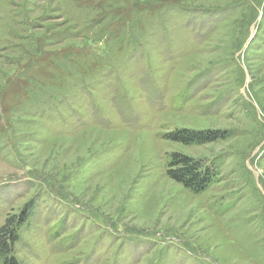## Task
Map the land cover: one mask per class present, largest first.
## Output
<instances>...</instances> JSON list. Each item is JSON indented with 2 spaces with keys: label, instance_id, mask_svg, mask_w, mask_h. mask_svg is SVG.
<instances>
[{
  "label": "rangeland",
  "instance_id": "obj_1",
  "mask_svg": "<svg viewBox=\"0 0 264 264\" xmlns=\"http://www.w3.org/2000/svg\"><path fill=\"white\" fill-rule=\"evenodd\" d=\"M23 214L22 264H264V0H0V228Z\"/></svg>",
  "mask_w": 264,
  "mask_h": 264
},
{
  "label": "trees",
  "instance_id": "obj_2",
  "mask_svg": "<svg viewBox=\"0 0 264 264\" xmlns=\"http://www.w3.org/2000/svg\"><path fill=\"white\" fill-rule=\"evenodd\" d=\"M203 14H208L200 10ZM226 17V16H225ZM225 19V18H224ZM218 22V21H217ZM215 22V24L217 23ZM209 26L206 27V30ZM210 28L205 35L210 33ZM19 39V33H14ZM24 39V38H21ZM20 48V46H16ZM211 130H192L179 128L164 134V138L183 144H199L214 140ZM212 169L201 165L199 162L190 159L188 156L174 153L168 163L167 175L174 181L181 183L187 189L200 193L210 186L216 174L209 171ZM25 221V215L8 216L6 222L0 228V264H22L12 253L14 242L19 237V230Z\"/></svg>",
  "mask_w": 264,
  "mask_h": 264
}]
</instances>
